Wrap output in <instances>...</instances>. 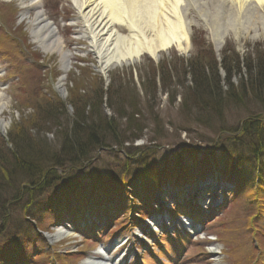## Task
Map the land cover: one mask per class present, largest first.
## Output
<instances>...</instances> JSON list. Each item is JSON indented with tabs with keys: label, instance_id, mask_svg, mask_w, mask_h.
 Listing matches in <instances>:
<instances>
[{
	"label": "rangeland",
	"instance_id": "374dc122",
	"mask_svg": "<svg viewBox=\"0 0 264 264\" xmlns=\"http://www.w3.org/2000/svg\"><path fill=\"white\" fill-rule=\"evenodd\" d=\"M43 7L47 17L58 28L65 50L71 51L74 55L71 66L64 75L58 56L45 57L36 51L30 42L25 24L19 21L20 11L16 3L0 1V88H3L2 92L9 102L3 114L7 126L2 128L0 124V148L8 143L11 144L9 138H14L16 135L18 137L19 134L24 136L23 143L31 148L57 147L60 132L64 130L62 125H67L70 119L65 114L58 115L53 124L57 121L59 126L51 130L49 121H52V115L47 108L48 105L56 103L57 99L62 100L65 105L67 99L71 98L72 103L78 107L92 100L102 88L104 97L113 98L112 105L115 108L116 106L122 108V113L117 115L118 122L116 121L114 129L118 140L132 138L125 132L129 129L125 118L132 112L137 113L135 116L140 114L133 120L139 124L134 127L135 131L142 130L141 125L147 127V129L143 128L144 134L138 138L141 140L135 138L132 146L123 144L120 147L125 153L130 154L127 155L130 158L147 157L151 173L154 172L152 164L157 162L161 170L169 168V165L163 168L161 160L165 159L168 162L170 155L180 154L189 158L201 151L205 153L209 150L213 151L215 146H220V140L215 136V125L208 123L207 127H203L192 114H188L182 108L185 104L187 107L191 106L188 100L194 98H190L189 94L192 91L190 87L192 81L189 79L188 71L193 75L194 72L199 73L198 80L204 77L208 82L210 80V85L207 82L201 83L202 88L208 86L212 91L218 82L224 86L221 92L226 107H222L220 111L224 113L221 121L226 130L235 124L237 126L242 119L249 116L264 119V90L257 87L261 84L260 87L264 89L262 85L264 84V31H261L256 39L252 37L254 33L249 37L236 39L230 32L223 46L217 50L209 28L194 12L190 16V22L193 21L191 48L187 53L163 52L158 60L144 55L134 65L116 67L104 74L99 70L96 57L89 53L92 50L90 42L78 35L79 27L82 25L77 22L73 3L70 0H43ZM224 61L230 67L232 73L230 83L234 85V90L239 91L240 87L247 91L249 89L247 95L238 103L227 99L224 93L227 86V81L224 82L226 74L220 67ZM158 66L164 68L166 75L163 84L159 82L161 81L159 78L157 79L155 88L153 77H157ZM238 67L239 73L236 72ZM60 82L64 84V93L57 90V84ZM198 85L200 86V83ZM254 86L256 92L251 90ZM98 98L101 99V96ZM205 100H208L205 103L209 106L216 104L214 99L205 98ZM200 106H203V103L195 109L196 116H206L207 114L201 113ZM66 107L69 115L72 114V108ZM216 111L218 109L212 114ZM106 113L110 115L108 109ZM16 131L17 134L10 136ZM234 151L239 154L243 148L238 145ZM119 154V150L103 152L99 154L98 160L81 168L83 172L86 170L87 174L72 175L73 179L81 184L83 190H76L72 194V199L75 200L68 204L72 213H66L67 216L62 215L57 224L62 223L56 227L63 225L67 227L69 220L77 217L79 221H75L70 227L75 236L51 245L52 250L46 239L34 234L28 225L17 224L24 213H13V224L9 226L11 233L0 238V264H82L89 256H97L95 253L100 246L108 247L110 250L114 241L125 237H129L130 245L127 249L132 253V257L122 255L123 263L126 264H264V192L256 201L257 206L250 205L253 201H250V204L247 201V198L250 196L253 198L255 195L256 190L251 192L250 189L247 190L254 185L255 176L248 174V183L244 189L240 190L237 196L227 198L226 203L217 209L214 210L216 206H205L202 210L204 216L198 220L203 224L199 235L192 236L191 239L187 236L185 239L182 235V238L178 239L180 246L174 249L173 241L165 237L166 232L157 233L152 237L144 233L143 228L139 229L143 222L138 221V216L149 209L148 203L136 202V206H132L134 204L131 203L125 207H116L115 194L118 189L122 192V178H117L115 182L110 176L114 173L112 169L118 172L121 168L119 163L113 165L117 159L122 161V156L117 157ZM4 157L12 159L11 155ZM88 168H90L89 172ZM261 174L264 177V172ZM90 177L100 178L101 184L97 182L90 184L88 182ZM156 178L162 180V177L157 175ZM174 180L177 181V178L175 177ZM166 186L167 183L162 188ZM99 188L109 191L108 194H112L110 198L113 202H109L108 195L106 197L105 194L99 193ZM128 189L129 187H126L125 190ZM259 191H264V188ZM127 195L130 197L129 194ZM45 197H49V194ZM169 204L170 202L168 206ZM29 210L39 212L36 208ZM90 213L94 217H91ZM82 214L87 216L86 222ZM53 218L49 215L41 218L37 216L34 222L45 231L44 234H51L54 232L53 229L50 230ZM94 219H96L95 224L91 223ZM87 222V226L81 228V225ZM101 224L103 228L98 229V225ZM137 230L144 233L139 239H144L145 243H141L136 239L137 237H132V233H136ZM86 234L91 235L92 238L85 236ZM133 239L135 245L132 244ZM159 243L163 245L162 248L159 247L161 245ZM152 245L157 252L154 256L159 261L164 257V262L154 261L155 258L149 255H145L144 262H140L139 254L145 247ZM120 254L121 250H111L108 253L116 262ZM165 254H168L167 257Z\"/></svg>",
	"mask_w": 264,
	"mask_h": 264
},
{
	"label": "trees",
	"instance_id": "16d2710c",
	"mask_svg": "<svg viewBox=\"0 0 264 264\" xmlns=\"http://www.w3.org/2000/svg\"><path fill=\"white\" fill-rule=\"evenodd\" d=\"M220 67L226 74V80L224 82L227 81V86L225 87L224 93L227 95V99H231L236 103L240 102L247 95L249 89L247 88V91L245 88L240 87L239 91L234 90V85L230 83L232 78L230 67L225 64V61ZM239 71L240 69L238 67L236 72L239 73ZM157 72V77H153V86L155 88L157 79L159 78L161 80L159 82L163 84L165 82L164 76L166 75V71L162 66H158ZM188 74L190 76L189 79L192 81L190 86L192 91L189 92L190 98L194 97L193 100H195L194 102L193 100H188L191 106L187 107V104L185 106L183 105L182 108H184V111L192 114L203 127H207L208 123L215 125V136L224 138L228 143L232 141L228 136L233 135L232 138L235 144L225 147V151L226 154L233 157L238 154L234 151L235 148L241 145L243 151L238 155L240 158L244 157V159L239 160L240 166H245L246 169L253 170L255 165L259 164L264 169V119L257 116H249L244 120L242 119L243 121L241 120V124H238L239 126L233 125V127L226 130L221 121L224 113L220 111L222 107H226L223 104L224 99L221 92L224 86L218 82L217 86L215 85V88L210 91L208 86L205 88L201 87L205 82L210 85V80L208 82L206 77L198 80L197 78L198 76L200 77V74H197V72H194L193 75L188 71ZM197 81L200 83V86ZM260 86L261 84L257 85L260 90H264ZM251 90L252 92H256L255 86L251 87ZM98 96H101V99ZM211 96L212 98H210ZM205 98L216 100V104H213L215 105L214 108H212L213 105L209 106V104L205 103L208 101ZM113 100V98L104 97L102 88H100L99 93L92 100L90 99V101L78 107L72 103L71 98L67 99L65 105L72 108L73 111L69 115L68 109L62 100L57 99L56 103H50L47 107L52 115V121H49V128L51 130L58 128L59 123L56 121L57 123L55 122L53 124V121L60 114H65L70 119L67 125L61 124L64 130L60 132L57 147H50L51 149L41 147L40 149H36L39 148L38 146L31 148L23 143L25 141L24 136L19 134L18 137L16 135L14 138H9L11 144L8 143V145L6 144L0 148V152H3V154H0V238L5 234L9 235L11 233L9 226L13 224V213H24L23 217L18 219L17 224L22 225L23 223H28L27 221L31 217L29 216V209L39 202L40 197L49 191L54 183L61 179L60 172H73L77 168L90 164L96 159V153L99 150L108 149L112 144L115 145L111 147L116 146L121 148L120 146L123 144H128L127 146L130 147L135 141V138H140V135L145 131L144 129H147L144 125H141L144 129L138 130L140 135L137 137L131 136L132 138L118 140L114 129L116 121L118 122L117 115L120 112L122 113V108H117V106L115 108L112 105ZM201 103H203V106H200L202 107L201 113L207 114L206 116H196L195 109ZM106 109L109 110V116L106 113ZM216 109H218L216 111L217 115L216 113L212 114ZM136 114L132 112L130 116L125 118V123L130 127L129 131H125L126 133L137 132L134 127L139 124L134 122L133 119L138 118L140 114L135 116ZM13 134H17V131L10 134V136ZM220 140L223 141V139ZM6 146L9 147L6 148ZM6 155H11L12 159L4 157ZM171 159H168L167 165L169 162H175V159ZM118 163L122 165L119 168L121 169L122 177L130 175L129 180L132 181L134 186L141 185L144 182L143 176L138 173L133 174L140 167L134 161L126 162L122 160L120 162L116 160L114 165ZM142 168V172L145 174L144 176L151 178L149 174L151 170L149 168ZM170 169H164L165 172L163 174L166 176L169 175L168 170ZM174 169H176L175 166ZM113 175L115 176V173Z\"/></svg>",
	"mask_w": 264,
	"mask_h": 264
},
{
	"label": "bare ground",
	"instance_id": "6f19581e",
	"mask_svg": "<svg viewBox=\"0 0 264 264\" xmlns=\"http://www.w3.org/2000/svg\"><path fill=\"white\" fill-rule=\"evenodd\" d=\"M16 3L19 21L25 24L31 43L46 57L58 56L61 71L67 74L72 57L64 49L58 29L43 10V0H0ZM75 6L78 35L90 41L98 59L99 70L107 74L116 67L137 63L144 55L158 60L163 52L187 53L191 48L190 16L195 12L209 28L217 50L229 33L236 39H254L264 31V0H70ZM64 93V84H57ZM9 102L0 90V124L7 126L3 114ZM130 129V127H129ZM128 129V131H129ZM144 133H142L143 135ZM137 137L139 132L128 133ZM141 140V139H138ZM50 243L71 237L72 233L58 228L47 234ZM104 256V249H99ZM84 264H113L104 257L88 259Z\"/></svg>",
	"mask_w": 264,
	"mask_h": 264
}]
</instances>
